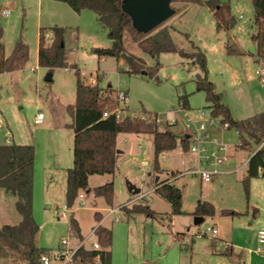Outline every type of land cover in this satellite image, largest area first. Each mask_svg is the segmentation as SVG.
Wrapping results in <instances>:
<instances>
[{
  "label": "rangeland",
  "instance_id": "374dc122",
  "mask_svg": "<svg viewBox=\"0 0 264 264\" xmlns=\"http://www.w3.org/2000/svg\"><path fill=\"white\" fill-rule=\"evenodd\" d=\"M220 1L230 6L236 19L231 30L218 29L212 11L195 3H174L176 14L159 28H171L180 49L206 54L209 80L222 94L232 116L241 120L264 111V76L257 74L264 63L250 53L252 35L257 31L255 11L251 0ZM5 7L11 10L10 16L1 17L6 54H10L16 40L22 39L29 45L30 56L24 68L0 73V114L5 121L0 144L11 141L35 146L33 215L40 225L37 245L56 248L63 238H69L75 246L79 240L69 230L72 214L83 234L89 236L98 223L95 213L105 215L117 208L107 221L113 230L112 264H264V255L257 252L258 231L264 227V179H251L248 194L243 184L247 167L227 172L251 153L245 149H237L235 158L220 167L224 172L205 182L199 174L190 172L200 166L193 154L180 148L162 152L159 169H155L153 136L120 134L118 146L123 153L115 173L94 175L90 180L91 188L114 182L113 204L92 192L84 199L77 198L67 216L60 217L66 205V171L73 165L74 131L66 125L71 122L66 107L76 99L75 71L81 72L86 83L112 85L114 97L118 89L126 90L128 113L144 118L145 113H155L159 129L179 137L189 134L187 111L196 121L201 119V110L211 113L206 107V93L196 85L200 67L179 53H162L158 58V80L143 73L130 74L122 60L93 52L95 47L108 48L113 43L94 11L76 12L58 0H8ZM55 26L66 29L67 59L64 67L48 69L39 65L40 30L44 29L47 44ZM227 42L240 53L229 54ZM125 44L129 53L147 66H154L157 59L143 52L127 33ZM49 73L53 74L52 81L45 80ZM181 96L188 98L187 109L182 108ZM40 113L44 120H38ZM224 137L238 143L233 129ZM201 166L207 167L205 163ZM173 172L179 177L175 179ZM165 180L182 190L185 214L172 215L170 203L154 191L156 183ZM135 189L145 194L138 201H133ZM17 200L16 195L0 188V225L20 222ZM199 200L212 203L215 214L196 223L193 212ZM136 204L148 205L156 214L128 216L123 207ZM212 226L217 234L201 233ZM179 232H186V238L177 237ZM94 240L91 234L87 244ZM0 264L25 262L0 258Z\"/></svg>",
  "mask_w": 264,
  "mask_h": 264
},
{
  "label": "trees",
  "instance_id": "16d2710c",
  "mask_svg": "<svg viewBox=\"0 0 264 264\" xmlns=\"http://www.w3.org/2000/svg\"><path fill=\"white\" fill-rule=\"evenodd\" d=\"M67 3L74 11L88 9L96 13L99 23L109 32L113 43L111 47L93 48L100 57H114L123 60L130 74L143 73L158 80L161 63L158 58L162 53H179L182 57L194 60L200 67L196 77L199 91L206 93L207 108L211 115L228 124L230 129H237L242 140L241 148L250 150L264 139V111L249 118L237 120L232 116L228 105L223 101L221 93L216 91L215 84L208 78L207 57L202 51L188 52L180 49L173 38L171 28L164 26L150 34L137 31L132 20L121 7L122 0H58ZM254 6V24L257 31L252 35L256 44L258 62L264 63V0H251ZM172 3H195L206 5L217 21L218 29L231 30L236 19L231 14L230 6L220 0H172ZM53 41L47 46L44 29L40 30L38 59L41 67L54 69L66 65L65 32L61 26H55ZM152 58H156L154 66H147L139 58L129 53L125 44V34ZM4 27L1 21L0 0V73L13 72L25 67L29 61L30 48L22 39L16 40L9 55L5 53L3 43ZM229 54L240 53L237 48L227 42ZM76 74V99L66 107L71 122L66 124L74 131L73 165L66 173V205L71 208L81 192L94 193L96 197H104L108 204H113L114 182L91 188V175L115 173L118 160L117 140L120 134H151L154 139L155 169H159L158 158L162 152L171 151L181 143L183 151H188L190 136H177L170 130L162 131L158 127V116L145 113L147 118L134 117L130 113L118 119L112 112L118 107L113 96L112 86L101 87L100 83H86L79 70ZM183 109L189 107L186 96L180 97ZM109 113L104 117V113ZM35 146L31 144H0V188L18 197L16 209L22 216L18 224L0 225V258H11L25 264H42L41 256L48 248L36 244V235L40 225L33 215ZM243 184L249 194L251 179L264 178V147L258 150L248 161ZM177 173L173 172V176ZM160 197L170 203L172 215L185 214L183 211V193L173 182L168 180L156 183L154 190ZM128 216L145 213L156 214L148 205L136 204L131 208L123 207ZM227 214L228 212H223ZM236 214V212H232ZM215 207L208 201L199 200L193 215L196 218L214 216ZM102 214L95 213L100 221ZM69 230L79 241L83 240L78 220L72 214L69 218ZM95 234L101 249L80 247L75 255V262L80 264H112L113 231L98 225ZM179 235V234H178ZM177 235V237H178Z\"/></svg>",
  "mask_w": 264,
  "mask_h": 264
},
{
  "label": "built area",
  "instance_id": "2783aa9c",
  "mask_svg": "<svg viewBox=\"0 0 264 264\" xmlns=\"http://www.w3.org/2000/svg\"><path fill=\"white\" fill-rule=\"evenodd\" d=\"M1 13L7 16L10 14V11L3 10ZM125 70H128L127 66L125 67ZM257 74L264 76V69L257 70ZM94 84H96V82ZM115 98L118 102V107L112 112V114H116V117L120 119L125 115L123 113H128L125 109V106L129 101V93L126 90L118 89L115 93ZM185 115L188 117L187 127L189 129L188 135L190 136V144L187 152L193 154L200 164L198 169H193L190 172L193 174H199L203 181L210 182L218 174L224 172L223 170H220V167L232 159V157L237 152V149H242V140L240 138L239 131L237 129H233L238 136V143H234L232 137H227V139L224 137V134L230 130L228 124L222 123L219 121L218 117L211 115V113H207L205 109L201 110V119L199 121H196L188 111L185 113ZM108 116L109 113L105 112L104 117ZM43 119L44 115L40 113L38 115V120ZM4 125V119L0 114V129L3 128ZM263 147L264 139L259 144L255 145L253 149L254 154ZM177 148L183 150L181 143H178ZM203 163H205L207 167L203 168L201 166ZM247 164L248 162L246 163V166ZM144 166H146V163ZM234 171H237V169L227 170V172ZM178 177L179 176H176L175 179ZM144 196L145 194L142 192L135 194L133 201H138ZM78 198L84 199L85 193L81 192ZM69 210L70 208L65 205L63 211L59 214L60 217H66L67 211ZM117 211L118 209H112L109 212V216L116 213ZM116 220H118V218ZM207 232L217 234L218 230L212 226L208 227L205 231H201V233L204 235H206ZM91 234L96 235L95 229L91 232ZM258 244L257 252L264 255V227L258 232ZM80 247L88 248L86 246V240L78 241V243L73 246L69 238H63L56 248H49L47 251H45L42 254L40 260L42 264H74L75 255ZM91 248L98 250L102 248L98 239L92 242Z\"/></svg>",
  "mask_w": 264,
  "mask_h": 264
},
{
  "label": "water",
  "instance_id": "95a60500",
  "mask_svg": "<svg viewBox=\"0 0 264 264\" xmlns=\"http://www.w3.org/2000/svg\"><path fill=\"white\" fill-rule=\"evenodd\" d=\"M121 7L130 16L133 27L145 34L152 33L176 14L172 0H122ZM250 52L255 53L254 46L250 47ZM45 80L52 81L53 74L49 73ZM133 191L140 193L138 189Z\"/></svg>",
  "mask_w": 264,
  "mask_h": 264
},
{
  "label": "crops",
  "instance_id": "0c3cea01",
  "mask_svg": "<svg viewBox=\"0 0 264 264\" xmlns=\"http://www.w3.org/2000/svg\"><path fill=\"white\" fill-rule=\"evenodd\" d=\"M8 2V0H1V12L3 11V10H9L10 11V14L9 15H7V16H10L11 15V10L8 8V7H5V5H6V3ZM3 16V14L1 13V17ZM50 37H52V38H50L51 40L50 41H48L47 42V46H49V45H51V43H52V41H53V36H50ZM47 38H48V36H47ZM49 39V38H48ZM4 43V42H3ZM253 45L252 46H254L255 47V53L254 54H256V51H257V47H256V44H254V43H252ZM39 50V49H38ZM5 53H6V48H5ZM251 53V52H250ZM252 54V53H251ZM7 55V54H6ZM9 55V54H8ZM122 62H123V60H122ZM99 78H100V80H102V77H100L99 76ZM100 85H101V81H100ZM107 86H112V85H107ZM101 87H103V88H105V86H102L101 85ZM113 88V87H112ZM44 120V119H43ZM5 122V121H4ZM229 131V130H228ZM228 131H227V133H228ZM127 135H135V136H140V135H142V134H127ZM118 138H119V136H118ZM15 142V141H14ZM10 143H12L11 141H6L5 143H3V144H10ZM16 143V142H15ZM18 144V143H17ZM117 149H118V157L123 153V151H122V149H120V147L118 146V140H117ZM253 149L254 148H252V149H250V150H248V151H250L251 153L250 154H248L247 155V157H246V159H241V161H240V164L238 165V166H235V167H229V169L228 170H236L237 169V171H234L233 173H235V172H239V171H241L242 169H244L245 167H246V163L249 161V159L251 158V156H253L254 155V151H253ZM235 156H236V153H235V155L232 157V159L233 158H235ZM35 159H36V149H35ZM231 159V160H232ZM230 160V161H231ZM229 161V162H230ZM66 175H67V173H66ZM94 175H91L90 177H89V185H90V180H91V177H93ZM50 180H53L54 179V176H51L50 178H49ZM256 179H264L263 177H258V178H256ZM91 187V186H90ZM155 189V188H154ZM7 192V191H6ZM8 193V192H7ZM86 194V193H85ZM112 209H117V208H112ZM111 209V210H112ZM101 213V212H100ZM102 214V217H101V220L100 221H97L98 223H97V225L94 227V229H96V227L98 226V225H102V226H104V227H107V228H110V229H112L111 228V226L110 225H108L107 224V221H108V219H109V212L108 213H106L105 215L103 214V213H101ZM22 219V218H21ZM203 219L204 218H196V223H200V222H202L203 221ZM21 221V220H20ZM80 225V224H79ZM81 228V227H80ZM93 229V230H94ZM92 230V231H93ZM260 230V229H259ZM91 231V232H92ZM113 231V230H112ZM259 232V231H258ZM81 234H82V236H83V240H86V246L88 247V249H92L91 248V244L92 243H90V244H87V240H88V237L91 235V233L89 234V236H85L84 234H83V232H82V229H81ZM179 234V235H178ZM178 235V237L179 236H182L181 238H186V232H179V233H177L176 234V236ZM36 237H37V235H36ZM97 239V236L95 235V240ZM94 240V241H95ZM73 245V244H72ZM37 246H39V245H37ZM40 247V246H39ZM75 263H78V264H80L79 262H75Z\"/></svg>",
  "mask_w": 264,
  "mask_h": 264
}]
</instances>
